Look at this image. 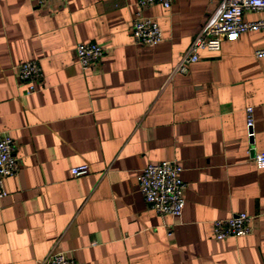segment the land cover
Segmentation results:
<instances>
[{
	"label": "crops",
	"instance_id": "crops-1",
	"mask_svg": "<svg viewBox=\"0 0 264 264\" xmlns=\"http://www.w3.org/2000/svg\"><path fill=\"white\" fill-rule=\"evenodd\" d=\"M221 0H176L141 11L161 41L135 45V0H0V133L17 173L0 198V264H38L61 251L78 264H264V31H247L172 73ZM261 12H245L256 21ZM103 49L82 71L78 43ZM43 77L26 95L18 64ZM252 108L253 140L244 135ZM176 161L178 218L138 191L147 164ZM85 165L87 173L70 170ZM244 213L249 235L215 240L212 222Z\"/></svg>",
	"mask_w": 264,
	"mask_h": 264
},
{
	"label": "built area",
	"instance_id": "built-area-1",
	"mask_svg": "<svg viewBox=\"0 0 264 264\" xmlns=\"http://www.w3.org/2000/svg\"><path fill=\"white\" fill-rule=\"evenodd\" d=\"M43 0H38L41 3ZM176 0H135L130 30L135 45L154 46L161 39L158 25L141 11L153 5L168 9ZM245 12H261L263 17L256 21H245ZM264 31V0H221L214 13L202 25L181 55L172 73H183L186 66L198 61V51L216 52L222 42H233L247 31ZM103 49L94 42L78 43L75 46L76 59L82 69H91L102 55ZM256 58L264 57V47L254 52ZM18 79L26 84V95L36 91L43 77L38 61H26L16 67ZM244 135L248 143L253 140L252 108L244 109ZM252 151V162L256 169H264V152ZM18 161L14 156V143L10 136L0 133V198L6 196L4 179L17 173ZM181 166L176 161H162L145 165L138 176V191L143 201L157 214L178 218L183 208L184 183L180 179ZM70 173L79 177L87 173V167H73ZM251 218L244 213H234L227 219L212 222V235L215 240L237 238L249 235ZM38 264H78L72 257L61 251H51Z\"/></svg>",
	"mask_w": 264,
	"mask_h": 264
}]
</instances>
